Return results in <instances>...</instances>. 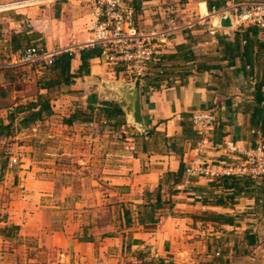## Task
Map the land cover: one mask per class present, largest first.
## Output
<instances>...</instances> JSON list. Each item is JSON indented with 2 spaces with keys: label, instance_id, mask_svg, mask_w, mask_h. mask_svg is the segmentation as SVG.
<instances>
[{
  "label": "crops",
  "instance_id": "0c3cea01",
  "mask_svg": "<svg viewBox=\"0 0 264 264\" xmlns=\"http://www.w3.org/2000/svg\"><path fill=\"white\" fill-rule=\"evenodd\" d=\"M128 1L144 32L167 28L173 19L182 24L157 49L151 74L141 79L146 132L128 120L112 96L110 86L132 79L102 56L92 58L90 73L70 85L39 88L48 93L53 113L7 132L3 126L14 106L34 99L26 94L29 87L56 76H45L42 64L13 63L17 54L34 44L73 51L71 71L76 72L80 50L94 47L87 45L94 3L63 0L0 12V67L23 71L18 80L27 88H16L15 80L0 75L7 88V97L0 96V264H264V177L255 178L258 192L251 193L237 192L229 176L185 172L199 157L212 164L230 159L219 142L231 138L248 147L258 132L264 135V103L256 98L259 85L264 94V31L235 24L211 34L203 24L188 25L211 13L210 2L222 7L232 0ZM169 54L174 57H163ZM92 84L93 93L105 95V104L84 100ZM91 106L92 121L71 117L89 113ZM116 106L124 112L123 122L109 117ZM208 108L219 118L202 139L191 116ZM26 114H16V127ZM184 126L198 136L184 133ZM99 158L106 197L85 194L100 190L89 184L88 173ZM181 167L182 180L163 183L158 201L160 180ZM103 203L106 212L100 214ZM213 214L232 221L207 218Z\"/></svg>",
  "mask_w": 264,
  "mask_h": 264
},
{
  "label": "built area",
  "instance_id": "2783aa9c",
  "mask_svg": "<svg viewBox=\"0 0 264 264\" xmlns=\"http://www.w3.org/2000/svg\"><path fill=\"white\" fill-rule=\"evenodd\" d=\"M59 1L63 0H9L0 3V12L49 7ZM92 1L94 9L89 19L92 38L87 45L101 46L104 61L118 67L127 78L132 80L137 77L140 80L146 78L151 74L152 64L158 60L157 49L173 30L181 28L182 24L173 19L167 28L144 32L137 26L134 8L128 0ZM223 14H230L233 23L238 26L254 24L264 31V0H232L222 7L213 6L209 15H199L188 25L203 24L211 34H215L219 28L216 23ZM213 18H217V22H214ZM226 33L232 34L230 30ZM60 52L59 47L48 49L34 44L21 50L13 63L21 66L36 63L50 65ZM164 71L163 67H159L160 74ZM218 118V111L208 108L194 111L191 121L197 134L202 139H206L218 122ZM258 133V140L248 147L239 145L231 138L219 142L218 149L224 151L230 159L226 158L217 164H212L199 157L200 162L197 165L186 167L187 176L204 175L214 178L229 175H247L256 178L264 176V135Z\"/></svg>",
  "mask_w": 264,
  "mask_h": 264
},
{
  "label": "trees",
  "instance_id": "16d2710c",
  "mask_svg": "<svg viewBox=\"0 0 264 264\" xmlns=\"http://www.w3.org/2000/svg\"><path fill=\"white\" fill-rule=\"evenodd\" d=\"M213 1L209 3V6L212 8ZM238 35L242 36V39H244V35L241 34L240 32L238 33ZM30 46V45H29ZM28 47V46H27ZM184 47V46H180ZM26 48V47H25ZM185 48V47H184ZM181 55H183L184 57L187 56V53L185 51L182 50V52H180ZM103 55V48L99 45H96L94 47H89V48H84L82 50H80V66L77 69L76 72H72L71 71V62L72 59L75 56V53L73 51H63L61 53H59L56 56L55 61L50 64V65H45L44 66V70H45V76H48L50 74H56V76H53L52 78L46 79V80H38L36 81V83L32 84L29 89L27 90L26 94L27 95H32L34 97V99L29 100L26 103H19L16 106H14V113L11 114V121L3 126V128L8 132L9 130H15V128L17 129H22L24 127H27L28 125H30L31 123H34L37 120L43 119L45 116H48L50 114L53 113V109L51 106V102H50V97L48 95V93H40L39 92V88H46L48 91L49 89H51V87H56L57 85H70L71 83L74 82L75 77H79L81 75H85V74H89L90 73V65H91V60L94 57H101ZM164 58H172L174 57V55H164ZM42 64V63H41ZM162 64V63H161ZM18 71V72H16ZM0 75H2L5 78H9L11 80H15L12 81V84L14 85V87L16 88H21L24 83L20 82L18 80V77H21L23 75V71H21L18 68L15 67H0ZM259 89L261 90L262 85L258 86ZM24 89L26 88V84L24 85ZM259 89L256 92V98L260 99L257 102L258 103H264V94H260L259 93ZM0 96L3 98L7 97V88L4 85L0 84ZM7 101H5L6 104ZM14 103V102H13ZM12 104L9 103V105ZM94 109L95 107L91 106L90 107V112L87 113L85 111L83 112H74V114H72V118L75 121H92L94 119ZM27 111L26 116H24L23 118H21V120L19 121L17 127L14 125V119L16 117L17 113H22ZM122 114H124V112L118 107H114L113 109L110 110L109 112V117L110 118H116L117 121L119 122H123L125 119L122 118ZM261 129L264 131V121L262 123ZM186 132L187 135H196L195 131L192 129H188L185 128L184 126V133ZM198 136V135H196ZM183 170L184 168L181 167L180 170H178L177 172H166L165 176L160 180V184L157 190V194H158V201H161V196H160V191H161V187L163 185V183H169L170 180H173V184H177L179 181H181L182 179V174H183ZM240 175H229L230 177V181L231 184L234 186L235 190L237 192H242V191H251V193H255L256 191L258 192V185H256V181L255 178L256 177H252L254 178V180L250 179V177L248 178H242V176H247V175H242L241 177H239ZM264 177V176H261ZM253 185V186H252ZM252 186V188H251ZM208 219H212V220H216V221H232L230 218L224 216V215H210L207 217Z\"/></svg>",
  "mask_w": 264,
  "mask_h": 264
},
{
  "label": "water",
  "instance_id": "95a60500",
  "mask_svg": "<svg viewBox=\"0 0 264 264\" xmlns=\"http://www.w3.org/2000/svg\"><path fill=\"white\" fill-rule=\"evenodd\" d=\"M235 25L230 14H223L216 26L229 28ZM113 90L112 95L118 104L125 111V114L129 121L134 126H137L141 132H146L147 127L144 122V118L141 111V80L139 77L126 83L116 82L110 86Z\"/></svg>",
  "mask_w": 264,
  "mask_h": 264
},
{
  "label": "rangeland",
  "instance_id": "374dc122",
  "mask_svg": "<svg viewBox=\"0 0 264 264\" xmlns=\"http://www.w3.org/2000/svg\"><path fill=\"white\" fill-rule=\"evenodd\" d=\"M242 1H262V0H242ZM37 64H41V63H37ZM42 66H43V64H42ZM95 86L96 85L92 84L89 86V88H87L88 94H87V98H85L84 100L87 102L92 100V102L97 104V105L98 104H105L106 103L105 95H103V94L100 95L99 93H98L99 94L98 95V94L92 92V88H94ZM80 145L82 148L85 149L88 144H87V142H80ZM102 150H103L102 148L99 149L101 154H102ZM101 163H102V159L99 158L95 161V165L93 166L94 168H90L89 170H91V171L87 170V171H89L88 173H89V176L91 178L89 180V182H90L89 184L91 186H95V187L99 186L100 190H98L97 192L87 191L85 194H89V195L91 194L92 195L95 193V195H99V196L104 194L106 197V186H105L106 185V171L102 170ZM89 165H92V163H89ZM84 170H86V169H84ZM83 193H84L83 191H80V193H78V194L83 195ZM98 212L100 214L106 212V204L103 203V207L99 208ZM104 216H105L104 218L106 221V213L104 214Z\"/></svg>",
  "mask_w": 264,
  "mask_h": 264
}]
</instances>
